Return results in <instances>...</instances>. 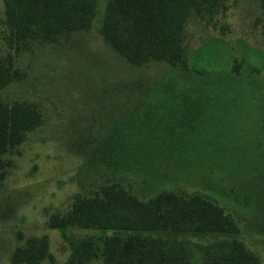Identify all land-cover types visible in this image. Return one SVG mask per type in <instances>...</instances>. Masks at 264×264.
Returning <instances> with one entry per match:
<instances>
[{
  "label": "rangeland",
  "instance_id": "1",
  "mask_svg": "<svg viewBox=\"0 0 264 264\" xmlns=\"http://www.w3.org/2000/svg\"><path fill=\"white\" fill-rule=\"evenodd\" d=\"M105 3L97 1L85 28L16 47L6 39L0 0V59L11 57L22 73L0 88V100H25L41 113L40 124L1 154L0 264H24L11 262V252L29 236L43 235L54 260H67L66 236L103 232L51 222L76 199L112 183L143 199L167 190L210 193L264 264V173H256L264 169L261 1L216 0L203 14L193 5L183 29L186 66L160 59L128 63L100 32ZM138 85L148 92H128ZM110 133L114 141H103ZM131 135L142 140H128ZM180 149L191 152L178 157ZM245 162L246 169L229 165ZM91 264L104 263L95 258ZM192 264H199L198 252Z\"/></svg>",
  "mask_w": 264,
  "mask_h": 264
},
{
  "label": "trees",
  "instance_id": "2",
  "mask_svg": "<svg viewBox=\"0 0 264 264\" xmlns=\"http://www.w3.org/2000/svg\"><path fill=\"white\" fill-rule=\"evenodd\" d=\"M97 1L3 0L8 44L28 47L33 39L50 41L62 32L85 28L95 16ZM214 1L106 0L100 32L109 46L130 64L160 59L186 66L184 21L193 5L203 14L205 10L211 11ZM260 1L264 8V0ZM21 74L11 57L0 59V88ZM129 90L132 95L148 92L142 85ZM40 122L39 109L27 101L0 100V179L4 176L1 154L20 143L26 131ZM107 136L113 142L116 135H103L102 140H108L103 138ZM135 136L128 140H142ZM179 151L178 157L191 152ZM248 164L229 163L232 168L244 169ZM256 173H264V169L259 167ZM68 225L98 228L103 233L79 238L66 236L70 255L65 261L54 260L46 235L29 236L25 246L11 252L10 261L40 264V259L48 256L51 264H91L95 258L104 264H192L198 252L199 264H260L237 237L235 219L224 211L215 196L205 191L167 190L143 199L115 183L107 184L101 194L76 199L63 218L51 222V226L60 229ZM207 235L214 237L206 243L192 239Z\"/></svg>",
  "mask_w": 264,
  "mask_h": 264
}]
</instances>
